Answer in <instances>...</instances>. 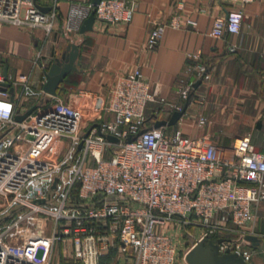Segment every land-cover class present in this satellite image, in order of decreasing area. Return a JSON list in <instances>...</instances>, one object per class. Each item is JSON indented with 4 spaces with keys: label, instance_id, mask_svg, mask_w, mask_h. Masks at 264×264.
I'll return each instance as SVG.
<instances>
[{
    "label": "built area",
    "instance_id": "built-area-1",
    "mask_svg": "<svg viewBox=\"0 0 264 264\" xmlns=\"http://www.w3.org/2000/svg\"><path fill=\"white\" fill-rule=\"evenodd\" d=\"M59 1L0 0V28L8 23L41 29L48 37ZM210 1L238 7L255 0ZM134 7L132 0H102L96 6L81 0L70 6L63 31L77 33L91 11L94 23H129ZM175 9L167 23L150 31L148 50L167 28L181 27L182 3ZM241 24V10H227L214 19L209 36L238 35ZM42 59V50H36L32 67L44 68ZM197 77L209 80L205 67L197 68ZM2 83L9 88L3 90ZM17 88L12 96L9 89ZM192 89L193 83L184 84L179 99L186 101ZM43 96L28 76L0 77V264H51L56 247L76 264H100L113 248L129 251L131 264H176L178 243L170 226L197 233L192 246L222 240L220 254L228 251L250 262L245 237L253 235V208L264 202V155L254 152L249 135L222 155L205 137L146 127L148 104L166 102L149 91L139 69L116 80L105 106L89 93L80 95L81 106L49 96L39 101ZM28 100H35V110L18 123L17 111ZM103 113L111 119L103 120ZM85 114L92 116L86 120ZM198 121L203 125L206 119L199 115ZM130 137L135 138L126 143ZM232 228L237 240L227 238Z\"/></svg>",
    "mask_w": 264,
    "mask_h": 264
},
{
    "label": "crops",
    "instance_id": "crops-1",
    "mask_svg": "<svg viewBox=\"0 0 264 264\" xmlns=\"http://www.w3.org/2000/svg\"><path fill=\"white\" fill-rule=\"evenodd\" d=\"M80 1H59L58 18L48 37L41 29L3 23L0 28V77L3 78L5 70L7 78L28 76L31 87L43 92L44 73L66 46L58 55L55 49L50 52L48 49L55 46L65 33L63 23L70 6ZM132 1L135 7L129 23H94L91 32L71 35L79 47L80 63L79 71L73 73L80 79L70 93L61 91L57 98L66 104L81 106L80 95L89 93L100 106H105L116 80L139 69L149 91L166 102V105L148 104L146 111L153 105L160 107L150 113L153 125L157 121L168 122L174 112H179L172 106L182 110L187 101L179 99L178 91L186 83L194 85L199 80L197 68L203 66L209 80L201 81L196 89H192L187 109L175 125L159 129L168 135L181 130L191 138L205 137L218 146L222 155L228 152L236 139L249 135L254 152L264 155V0L238 7L210 0ZM177 3L183 5L181 27L167 28L158 45L148 50L146 41L150 31L160 23H167L177 13ZM234 8L242 12L240 33L222 39L210 37L214 19L225 16L227 10ZM187 20L194 25H187ZM38 49L42 50L44 68L32 67V59ZM18 90H13L12 96ZM47 99L43 96L38 100ZM34 102L23 101L17 115L28 111ZM199 115L206 119L203 125L199 124ZM91 116L85 114V119L89 120ZM102 118L110 120L111 116L103 113ZM253 210L256 223L250 233L260 240V244L256 249L251 247V243L246 245L252 254L248 264H264V202ZM234 233L238 234V231L232 228L230 235ZM121 253L118 248L111 249L100 259V264H115L108 259L115 254L117 258ZM59 254L56 247L51 264H63ZM116 264H131V260L119 256Z\"/></svg>",
    "mask_w": 264,
    "mask_h": 264
},
{
    "label": "water",
    "instance_id": "water-1",
    "mask_svg": "<svg viewBox=\"0 0 264 264\" xmlns=\"http://www.w3.org/2000/svg\"><path fill=\"white\" fill-rule=\"evenodd\" d=\"M102 0H90V3L93 6L98 5ZM43 12H48V8H40ZM94 25V11H91L88 17L81 23L78 34L83 35L87 32H91L93 30ZM79 55V47L75 43H69L65 49V51L61 54L60 57L55 58L53 63L50 65L49 69L44 73L45 75V83L42 86V91L45 95L57 98V91L60 85L64 82L65 78L68 74L72 72H78V67L80 63L78 61ZM4 81L7 80L6 70L3 74ZM201 83V79L196 81L193 85V88L196 89ZM1 88L5 90L9 88L7 83H2ZM13 90L9 89V93L12 95ZM190 101V95L179 112H174L169 121H157L154 123L152 129H159L163 126H173L175 125L180 118L185 113L187 106ZM35 107H32L22 115H17L15 117V121L20 123L24 121L33 111ZM143 132V131H142ZM86 136V135H85ZM135 137L128 138L125 142L130 143L134 140ZM105 139L108 142H118L117 139L106 136ZM80 148V146H79ZM245 240L251 243V247L256 249L260 240L254 236H246ZM222 243V240H217L215 243L212 241H204L201 240L197 242L194 246H192L189 251L185 254L184 260L187 264H247L244 260L238 256L237 254H231L228 251L224 254H220L218 251L219 244Z\"/></svg>",
    "mask_w": 264,
    "mask_h": 264
},
{
    "label": "rangeland",
    "instance_id": "rangeland-1",
    "mask_svg": "<svg viewBox=\"0 0 264 264\" xmlns=\"http://www.w3.org/2000/svg\"><path fill=\"white\" fill-rule=\"evenodd\" d=\"M73 33L71 34H67L64 33L61 37L60 40L55 43V46H50V48L48 49V52L52 51L55 49L56 51V55H58V52H61L65 46L67 47V45L69 43H75L77 44L76 41H74L71 37ZM53 47V48H52ZM50 50V51H49ZM79 79L80 77L78 76H72L71 79L63 85V90L66 94L70 93V91L77 86V84L79 83ZM158 107H156V105H153L152 107H150V109L148 111H146V118H148L150 116L151 112H154L155 110L157 111L160 107L159 105H157ZM104 159H109V154L106 153ZM171 230H172V234L176 237L177 243H178V252H177V256H176V264H187L184 260V255L186 253V251L194 244V238L195 236H197V233L191 231V229L186 228V229H180L179 231H176L175 228H173V226H170ZM234 233L233 235L228 236L227 238L231 239V240H237L238 238V234ZM62 247H58V251H59V256L61 258V262H63V264L67 263V264H72L69 260V258H65L62 256ZM264 252V250H263ZM121 259H131L132 255L129 251L124 252L119 254ZM118 256V257H119ZM114 257V258H113ZM118 257L116 258V254L112 255V258H109V261H116L118 260Z\"/></svg>",
    "mask_w": 264,
    "mask_h": 264
},
{
    "label": "trees",
    "instance_id": "trees-1",
    "mask_svg": "<svg viewBox=\"0 0 264 264\" xmlns=\"http://www.w3.org/2000/svg\"><path fill=\"white\" fill-rule=\"evenodd\" d=\"M72 76H74V73L73 72L67 75V77L65 78L64 82L60 85V87H59V89L57 91V94L59 92H61V91L64 92V90L62 89L63 88V85L66 84L70 80V78ZM152 120H153V118L151 117V115L148 118H146V120H145V126L152 128V126H153V121Z\"/></svg>",
    "mask_w": 264,
    "mask_h": 264
}]
</instances>
